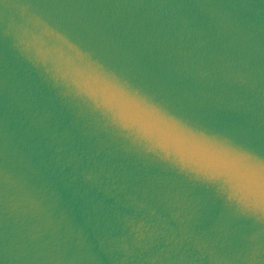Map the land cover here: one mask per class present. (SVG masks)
Here are the masks:
<instances>
[{"label":"water","instance_id":"water-1","mask_svg":"<svg viewBox=\"0 0 264 264\" xmlns=\"http://www.w3.org/2000/svg\"><path fill=\"white\" fill-rule=\"evenodd\" d=\"M0 264H264V0H0Z\"/></svg>","mask_w":264,"mask_h":264}]
</instances>
